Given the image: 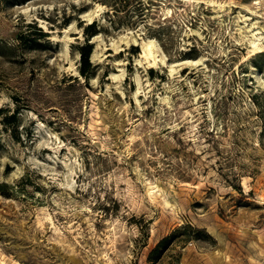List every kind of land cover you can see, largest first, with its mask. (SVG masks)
I'll return each instance as SVG.
<instances>
[{
    "label": "rangeland",
    "instance_id": "rangeland-1",
    "mask_svg": "<svg viewBox=\"0 0 264 264\" xmlns=\"http://www.w3.org/2000/svg\"><path fill=\"white\" fill-rule=\"evenodd\" d=\"M0 109V264H264V0H0Z\"/></svg>",
    "mask_w": 264,
    "mask_h": 264
},
{
    "label": "trees",
    "instance_id": "trees-1",
    "mask_svg": "<svg viewBox=\"0 0 264 264\" xmlns=\"http://www.w3.org/2000/svg\"><path fill=\"white\" fill-rule=\"evenodd\" d=\"M94 27H95L94 21L90 22L88 25L85 26L84 33H85L86 37L96 33V30ZM40 29L41 28H38L39 32L41 31ZM91 48H92V45H91V43L87 42V40H85L84 43L81 44L78 48L79 60H80L78 70H79V73L85 77L87 76V72L90 69V65H91L90 61H89ZM258 55H263V53L258 54ZM0 111H1V109H0ZM15 119H16L15 114L12 113L8 117L5 116L3 118V121L6 123H12L15 121ZM173 232H175V230ZM173 232L158 240V242L155 244V246L148 253V256H147L148 261H153V259L156 257L155 255H158L159 252L168 245L171 236H173Z\"/></svg>",
    "mask_w": 264,
    "mask_h": 264
},
{
    "label": "bare ground",
    "instance_id": "bare-ground-1",
    "mask_svg": "<svg viewBox=\"0 0 264 264\" xmlns=\"http://www.w3.org/2000/svg\"><path fill=\"white\" fill-rule=\"evenodd\" d=\"M150 43V42H149ZM150 45V44H149ZM144 46V45H143ZM146 46V45H145ZM254 46V45H253ZM149 47V46H148ZM147 52L150 54L151 53V49L149 48L148 50H147ZM145 54H146V52H145Z\"/></svg>",
    "mask_w": 264,
    "mask_h": 264
}]
</instances>
